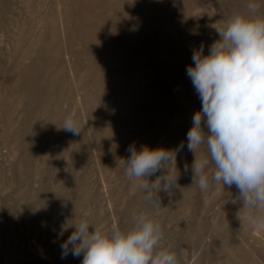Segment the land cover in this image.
Here are the masks:
<instances>
[{
  "label": "rangeland",
  "instance_id": "1",
  "mask_svg": "<svg viewBox=\"0 0 264 264\" xmlns=\"http://www.w3.org/2000/svg\"><path fill=\"white\" fill-rule=\"evenodd\" d=\"M248 2L0 0V264H81L61 258L73 231L62 225L127 231L140 214L161 224L158 250L178 264H264V228L232 202L235 186L201 191L183 173L201 108L186 74L192 50L203 43L207 54L215 28ZM253 2L264 14V0ZM70 114L80 135L60 129ZM181 141L179 185L152 208L120 159L133 144Z\"/></svg>",
  "mask_w": 264,
  "mask_h": 264
},
{
  "label": "clouds",
  "instance_id": "2",
  "mask_svg": "<svg viewBox=\"0 0 264 264\" xmlns=\"http://www.w3.org/2000/svg\"><path fill=\"white\" fill-rule=\"evenodd\" d=\"M260 9L259 3L249 0L244 14H235L224 27L215 28L219 39L207 54L203 43L192 50L186 74L201 108L193 114L186 136L194 160L183 166V173L191 174V185L201 191H208L212 183L235 186L238 195L232 202L247 210V222L254 228H264V14ZM60 129L73 136L82 132L75 114ZM184 147V141L173 149H137L133 144L129 157L120 159L125 176L140 182L143 199L152 208H162L161 193L170 196L177 189L181 175L177 156ZM198 149L207 154L205 158L197 159ZM153 176L155 180L150 179ZM134 220L127 231L118 226L101 230L87 219L74 225L67 221L62 231H73L60 245L61 258L82 255L81 264H178L177 253L158 250L161 224L145 214Z\"/></svg>",
  "mask_w": 264,
  "mask_h": 264
},
{
  "label": "bare ground",
  "instance_id": "3",
  "mask_svg": "<svg viewBox=\"0 0 264 264\" xmlns=\"http://www.w3.org/2000/svg\"><path fill=\"white\" fill-rule=\"evenodd\" d=\"M117 68V67H116ZM100 76V75H99ZM191 83V82H190ZM106 92V91H105ZM262 228H255V232H257V233H260V230H261Z\"/></svg>",
  "mask_w": 264,
  "mask_h": 264
}]
</instances>
